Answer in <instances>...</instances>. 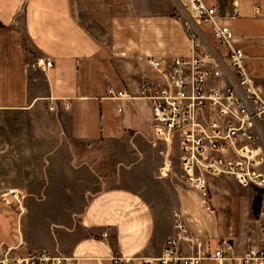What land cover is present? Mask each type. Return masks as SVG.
Listing matches in <instances>:
<instances>
[{
  "label": "crops",
  "instance_id": "0c3cea01",
  "mask_svg": "<svg viewBox=\"0 0 264 264\" xmlns=\"http://www.w3.org/2000/svg\"><path fill=\"white\" fill-rule=\"evenodd\" d=\"M202 1L215 7L217 23L231 28L232 44L245 52L247 74L264 95V0ZM181 15L176 0H0V196L7 187L24 193L20 209L0 197V241L16 252L46 248L82 264L111 253L143 264L162 249L178 208L208 250L225 245L224 238L235 256L264 248L258 187L209 176L215 212L208 213L181 176L176 137L168 146V175H151L164 141L149 135L146 101L106 93L107 84L134 93L142 77L159 78L137 55L189 54ZM199 27L222 54L209 23ZM37 55L51 64H34ZM32 113L50 121L40 135L54 138L38 159L33 150L13 146L12 135H33L19 128ZM261 125L264 131V120Z\"/></svg>",
  "mask_w": 264,
  "mask_h": 264
},
{
  "label": "built area",
  "instance_id": "2783aa9c",
  "mask_svg": "<svg viewBox=\"0 0 264 264\" xmlns=\"http://www.w3.org/2000/svg\"><path fill=\"white\" fill-rule=\"evenodd\" d=\"M176 1L190 43L189 54L160 58L137 55L159 78L151 81L142 77L134 93L125 89L114 91L107 84L106 93L115 98L137 97L146 101L149 135L164 141V146L156 151L159 165L151 169L153 177L168 175V146L176 137L181 176L198 191L208 213L215 212L208 199L209 176H224L243 187H258L260 204L264 207L262 88L247 74L245 52L232 44L231 28L215 21V7L202 0ZM203 21L209 23L213 38L224 49L222 54L205 38L199 27ZM33 63L45 68L51 64V59L37 55ZM0 197L18 207L23 193L15 187H7ZM171 215L172 232L165 237L160 252L154 257H144L143 264H200L208 259H230L231 264H264V248L247 247L243 254L235 256L227 250L231 242L224 238L225 245L208 250L205 237L189 228L181 210L175 208ZM100 235L105 239L107 231H101ZM130 258L111 253L95 256L92 264H126ZM0 264L82 262L79 257L46 248L16 252L15 245L0 241Z\"/></svg>",
  "mask_w": 264,
  "mask_h": 264
},
{
  "label": "rangeland",
  "instance_id": "374dc122",
  "mask_svg": "<svg viewBox=\"0 0 264 264\" xmlns=\"http://www.w3.org/2000/svg\"><path fill=\"white\" fill-rule=\"evenodd\" d=\"M36 86L37 88H35L37 91V94H40L39 96V100H45V89H44V84H43V80L41 75L37 72V76H36ZM34 111V110H33ZM50 121H46L45 119H42L39 117V115H37L36 113H32L31 117L28 118H22V120L20 119V123H19V128L25 132V131H30L32 132L33 135H12L13 138V146L15 147H23L24 149H28L31 150L29 151V153L32 154V150H33V155H32V159H38L40 157V154L42 153V149L43 147L46 148L48 146L51 145V143L53 142V139L50 137H47L46 135H40V130H41V126L44 125ZM10 126H11V122H10ZM12 126L15 129L16 127V120H12ZM15 142V144H14ZM23 193V191H21ZM24 196V193H23ZM22 199L21 198V202H20V206L22 205ZM11 204V203H10ZM14 207H16L17 209H20V206H15L14 204H11Z\"/></svg>",
  "mask_w": 264,
  "mask_h": 264
}]
</instances>
